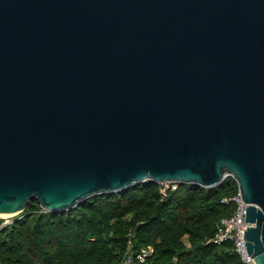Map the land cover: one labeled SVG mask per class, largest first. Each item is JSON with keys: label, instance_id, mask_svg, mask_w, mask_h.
<instances>
[{"label": "water", "instance_id": "1", "mask_svg": "<svg viewBox=\"0 0 264 264\" xmlns=\"http://www.w3.org/2000/svg\"><path fill=\"white\" fill-rule=\"evenodd\" d=\"M226 176L264 264V0H0V215Z\"/></svg>", "mask_w": 264, "mask_h": 264}, {"label": "trees", "instance_id": "2", "mask_svg": "<svg viewBox=\"0 0 264 264\" xmlns=\"http://www.w3.org/2000/svg\"><path fill=\"white\" fill-rule=\"evenodd\" d=\"M236 191L226 176L212 187L176 189L145 180L64 211H45L32 200L1 226L0 264H123L126 254L143 250L149 252L137 264H238L231 242L210 240L234 207L221 199Z\"/></svg>", "mask_w": 264, "mask_h": 264}, {"label": "built area", "instance_id": "3", "mask_svg": "<svg viewBox=\"0 0 264 264\" xmlns=\"http://www.w3.org/2000/svg\"><path fill=\"white\" fill-rule=\"evenodd\" d=\"M164 186H169L171 189H176L177 182L169 181L161 183ZM222 202L233 203V210L229 215L222 216L219 221L215 224V229L211 237V241L215 244H220L225 241H229L232 244V249L238 257V264H255L253 258L248 255L243 234L246 228L253 225V223H245V206L242 196L237 189V191L230 197H223ZM10 222H3L0 224V228ZM132 233H128V237H131ZM130 240L128 241L127 248L130 247ZM148 250H143L133 257L131 254H126L123 258V264H137L144 261L148 254Z\"/></svg>", "mask_w": 264, "mask_h": 264}, {"label": "rangeland", "instance_id": "4", "mask_svg": "<svg viewBox=\"0 0 264 264\" xmlns=\"http://www.w3.org/2000/svg\"><path fill=\"white\" fill-rule=\"evenodd\" d=\"M15 217V214L14 215H9L7 217H0L2 219H4V222H11V220Z\"/></svg>", "mask_w": 264, "mask_h": 264}, {"label": "bare ground", "instance_id": "5", "mask_svg": "<svg viewBox=\"0 0 264 264\" xmlns=\"http://www.w3.org/2000/svg\"><path fill=\"white\" fill-rule=\"evenodd\" d=\"M10 214H8V215H0V217H7V216H9Z\"/></svg>", "mask_w": 264, "mask_h": 264}]
</instances>
